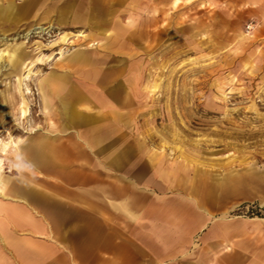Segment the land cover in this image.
Instances as JSON below:
<instances>
[{"label":"crops","instance_id":"crops-1","mask_svg":"<svg viewBox=\"0 0 264 264\" xmlns=\"http://www.w3.org/2000/svg\"><path fill=\"white\" fill-rule=\"evenodd\" d=\"M83 1L58 0L48 15L87 29L86 44L42 78L44 124L0 173V264H264V168L180 161L138 123L129 21L172 0ZM98 2L106 13L119 7L121 33L115 15L95 14ZM224 3L264 21V0L204 4ZM221 7L212 13L231 15ZM9 8L18 15L17 3Z\"/></svg>","mask_w":264,"mask_h":264},{"label":"rangeland","instance_id":"rangeland-1","mask_svg":"<svg viewBox=\"0 0 264 264\" xmlns=\"http://www.w3.org/2000/svg\"><path fill=\"white\" fill-rule=\"evenodd\" d=\"M3 1L0 173L11 168L21 138L44 124L42 78L55 61L85 46L80 39L87 30L48 16L56 15L58 0ZM14 2L18 15L10 14ZM188 3H152L146 15L136 11L129 21L131 91L141 109L143 136L164 155L211 172L224 165L228 171L264 168V21L238 13L233 3L221 7L196 0L194 12ZM204 7L209 14L203 15ZM220 7L231 15L212 13ZM93 8L96 15H115L114 30L122 32L117 5L107 13L99 2ZM249 23L255 25L250 32ZM89 45L102 49L96 42Z\"/></svg>","mask_w":264,"mask_h":264},{"label":"built area","instance_id":"built-area-1","mask_svg":"<svg viewBox=\"0 0 264 264\" xmlns=\"http://www.w3.org/2000/svg\"><path fill=\"white\" fill-rule=\"evenodd\" d=\"M255 28V25L253 23H249L247 25V31L250 32L251 30H253Z\"/></svg>","mask_w":264,"mask_h":264},{"label":"bare ground","instance_id":"bare-ground-1","mask_svg":"<svg viewBox=\"0 0 264 264\" xmlns=\"http://www.w3.org/2000/svg\"><path fill=\"white\" fill-rule=\"evenodd\" d=\"M36 28H37V27H36ZM38 29H40V30H44V28L41 27V26H38ZM0 167H1V164H0Z\"/></svg>","mask_w":264,"mask_h":264},{"label":"trees","instance_id":"trees-1","mask_svg":"<svg viewBox=\"0 0 264 264\" xmlns=\"http://www.w3.org/2000/svg\"><path fill=\"white\" fill-rule=\"evenodd\" d=\"M258 213V212H257Z\"/></svg>","mask_w":264,"mask_h":264}]
</instances>
